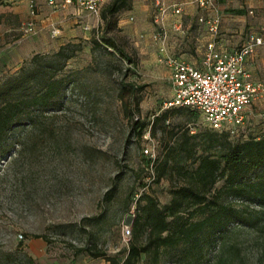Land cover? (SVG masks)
Returning a JSON list of instances; mask_svg holds the SVG:
<instances>
[{"label": "rangeland", "instance_id": "374dc122", "mask_svg": "<svg viewBox=\"0 0 264 264\" xmlns=\"http://www.w3.org/2000/svg\"><path fill=\"white\" fill-rule=\"evenodd\" d=\"M9 2L0 0V7ZM250 11L229 20V25L256 23L260 14ZM49 12L75 19L69 26L72 36L59 44L69 43L75 52L59 69L54 61L43 66L46 72L58 69L65 76L55 104L21 106V117L0 142V264H119L130 238V234L122 237L121 229L125 224L131 228L137 196L144 191L161 206L169 199L170 185L184 178L171 170L167 178L154 182L153 164L144 161L162 153L158 142L175 144L177 137L171 133L179 127L189 133L209 129L199 113L194 117L185 110L168 114L163 136L159 125L155 136L149 134L148 126L140 136L131 128L135 119L150 121L160 112L161 102L171 96L168 69L151 34L163 32L165 53L185 58L182 54L189 52L195 23L184 6L179 15L167 11L161 19L155 17L153 0H131L130 9L119 11L116 25L107 30L100 12L93 17L75 5L51 7ZM27 18L28 8L25 13L0 12V20L11 27V39L0 45V82L18 72L33 54L49 55L59 46L49 37L59 36L54 24L41 30L42 37L36 40L34 18L35 32L23 34L20 27ZM85 24L88 29L83 28ZM102 37H110L115 48L107 47ZM38 41L41 44L32 48ZM258 72V80L264 82V63ZM36 92L33 88L31 93ZM263 112L264 95L245 108L238 135L229 139L259 136ZM192 142H185L184 149ZM197 143L199 151L203 143ZM145 146L151 155L142 153ZM181 154L180 163L193 168L195 154ZM257 178L264 182V165L246 177ZM221 185L222 180L214 185L217 200L231 207L234 216L215 242H201L199 253L194 249L185 253L181 244L162 248L156 264H264V205L246 192L235 194ZM202 216L194 212L191 219ZM205 233L203 229L199 236ZM90 245L111 260L77 251Z\"/></svg>", "mask_w": 264, "mask_h": 264}, {"label": "trees", "instance_id": "16d2710c", "mask_svg": "<svg viewBox=\"0 0 264 264\" xmlns=\"http://www.w3.org/2000/svg\"><path fill=\"white\" fill-rule=\"evenodd\" d=\"M130 2L131 0H109L103 5L100 17L104 22V30L116 25V14L121 10H129ZM101 40L107 47L115 48L110 37H102ZM91 41L97 44L96 39L91 38ZM70 47L71 44L66 43L59 45L57 50L49 55L33 54L18 72L0 82V142L21 117V106L32 103L55 104L65 80V76L59 75L57 70L74 55L75 51ZM118 53L131 62L122 51L118 50ZM53 61L58 63V69L46 72L43 66H50ZM33 88L37 90L34 94L31 93ZM181 110L191 112L194 117L198 113L187 107L160 109L147 123L135 119L131 128L140 136L148 126L149 134L155 136L159 125L160 136H163V123L168 114ZM171 134L177 137L175 144L158 142L163 149L162 153L154 159L147 158L144 163L153 164L151 180L154 182L167 178L171 170L184 178L182 182L170 185L169 199L161 206L154 197L144 191L137 196L130 238L119 264H156L157 254L162 248L181 244L186 248L185 253L190 249L199 253L201 242L213 244L217 233L223 230L234 216L231 207L217 200L218 189L214 185L219 180H222V188L239 195L246 192L248 196L255 197L259 204L264 205L263 180L246 179L256 167L264 165V120L259 136L237 138L235 141H231L229 137L238 134H230L228 130L223 129L209 128L202 132L189 133L187 128L179 127ZM189 140H193L191 146L184 149V143ZM196 140L203 143V148L199 151L195 147L198 144ZM182 152L187 153L186 155L195 154L196 164L193 168L187 169L180 163ZM194 212L203 216L192 220ZM203 229L206 233L200 235V238L199 233H202ZM77 251H84L92 258L111 260L95 245L85 246ZM141 255H144V259L140 261Z\"/></svg>", "mask_w": 264, "mask_h": 264}, {"label": "built area", "instance_id": "2783aa9c", "mask_svg": "<svg viewBox=\"0 0 264 264\" xmlns=\"http://www.w3.org/2000/svg\"><path fill=\"white\" fill-rule=\"evenodd\" d=\"M28 18L21 24L23 34L35 32L34 16L37 5L35 0H26ZM107 0H46L52 8L75 5L78 10L98 17L102 6ZM194 6L202 11L197 21L205 24L206 30L215 35L218 31L219 18L217 15H206L215 10L214 0H192ZM155 17L169 11L179 15L183 2L175 0L169 4L162 0H153ZM251 12V11H249ZM88 29V25H83ZM52 30L51 33H55ZM164 33L155 31L151 39L158 44L160 60L168 69V83L171 96L163 100L160 109L170 107H187L197 111L210 129L228 130L237 134L245 120V108L254 100L264 95V84L249 79V73L242 65L243 59L251 55L257 46H264V36L248 33L245 40L234 50H216L212 41L205 46V52L199 66L165 53L162 45ZM264 120V112L261 113ZM143 154L151 155V149L145 146ZM130 234L129 225H123L122 237Z\"/></svg>", "mask_w": 264, "mask_h": 264}, {"label": "crops", "instance_id": "0c3cea01", "mask_svg": "<svg viewBox=\"0 0 264 264\" xmlns=\"http://www.w3.org/2000/svg\"><path fill=\"white\" fill-rule=\"evenodd\" d=\"M9 5L1 6L0 12H27L26 0H9ZM164 3L169 4L175 0H162ZM183 2V6L188 10V15L191 20L195 23V27L192 30L193 41L190 45L187 46L189 49L188 53L182 54L185 58L179 59L188 61L195 66L200 65V61L203 58L205 52V46L208 42L212 41L214 48L216 50H227L232 51L236 49V46H239L246 38L248 33H256L264 36V31L259 33L255 29L264 30V0H215L216 6L215 10L206 15H217L219 18L218 31L215 35H211L207 30L206 26L203 23L197 21L198 16L202 14V11L194 6L191 3V0H179ZM37 5V14L35 15V22L37 25L36 40H40L42 37L41 30L49 28L54 24L58 28L59 36L57 39H52L53 35H49L51 38V43L54 42L57 45L60 44L61 40L65 37L72 36V29L69 28L71 22H75V19L66 20L64 16H56V13L51 15L49 8L51 6L47 5L46 0H35ZM251 9L257 11L260 16L257 19V22H251L250 24H245L242 26H232L229 25L228 21L233 19H238L244 17L245 12H249ZM41 11V12H40ZM59 11V10H57ZM27 16V15H26ZM232 17V18H231ZM194 18V19H193ZM177 28V27H176ZM11 30L10 26L3 24L2 19L0 20V45L5 42V40L11 39L9 31ZM245 30L244 33L242 31ZM32 43V48L34 45L41 44ZM1 49V48H0ZM1 56V52H0ZM171 56H174L173 54ZM264 63V46H257L254 52L243 59L242 65L246 71L249 73V79L252 81H259L258 72L259 66L262 67ZM261 82V81H260ZM264 84V82H262Z\"/></svg>", "mask_w": 264, "mask_h": 264}]
</instances>
